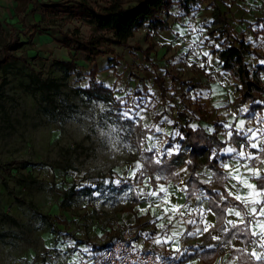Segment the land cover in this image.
Wrapping results in <instances>:
<instances>
[{
  "label": "rangeland",
  "instance_id": "374dc122",
  "mask_svg": "<svg viewBox=\"0 0 264 264\" xmlns=\"http://www.w3.org/2000/svg\"><path fill=\"white\" fill-rule=\"evenodd\" d=\"M61 1L30 0L24 7L0 0V60L8 42L18 58L0 68V264H72L78 244L119 240L120 215L148 178L142 180V154L150 143L165 153L173 147L168 144L179 132L178 111L193 101L182 83L196 72L197 65H188L193 45L159 47L142 30L130 47L112 46L114 54L89 63L75 44L64 45L62 34L79 29L89 38L94 25L44 7ZM122 1L125 7L135 4ZM185 1L186 14L210 7ZM200 26L219 36L213 19ZM151 43L155 49L147 61L137 47ZM99 86L110 89L107 99L94 93ZM137 97L147 98L142 119L121 115ZM157 127L161 132L150 131Z\"/></svg>",
  "mask_w": 264,
  "mask_h": 264
},
{
  "label": "crops",
  "instance_id": "0c3cea01",
  "mask_svg": "<svg viewBox=\"0 0 264 264\" xmlns=\"http://www.w3.org/2000/svg\"><path fill=\"white\" fill-rule=\"evenodd\" d=\"M174 1L179 2L180 0H173V2ZM215 1L221 7L223 14L226 15L229 20V25H231L230 30L232 32V34L230 35L233 36L231 37L233 39L245 41L251 46V49L257 53V55H247L246 61L249 64L251 71L262 68V70L260 71V78L264 86V64H261V61H264V32H262V29L259 27L260 25H262V20H264V0ZM196 3H203L207 6L209 2L196 0ZM184 10L185 7H183L181 4L179 5L175 3L170 10V17L168 19V22L171 25V30L156 32L152 35L151 39H153L155 45H158L159 47H164L166 44H172L176 46L181 45V47H185L186 45H193L192 47L194 48V50L190 53L188 65H197L195 67L196 72H194L193 76L188 77L187 80L185 79L182 81V83L186 85L185 88L188 89L186 92L187 98L189 100L193 99V101H191L189 104L193 105L188 104V107L184 108V110H180L187 114L189 118V126L191 127V125H195V129L203 128L209 134L217 132V137L222 142L225 138L219 135V133L225 130L221 127V122L231 118L230 115H225V113L233 112L236 111L239 107L246 106L249 109L247 119L252 121L251 126L253 128L260 127L261 125L256 123V119L264 120V97L263 101H259L256 103V105L261 107V109L257 111L251 110L253 106L251 101H241V93L239 91L241 86L239 80L233 73L226 72L222 69V65L218 59L217 54L212 52L213 49H217L214 45H217L218 43H216L215 40L214 43L212 42L211 39L214 38L209 36L208 28H204L203 34L201 36V39H203V37H207L208 40H205L202 45L198 44V42H193V37L198 35V33H190V28H200V23L204 18L212 20V8L209 7L208 9L206 8V10L199 13L191 14H186ZM195 15L196 19L194 20L193 16ZM178 26L180 30L185 33L183 37H178L176 34ZM142 30L146 31V33L148 32L147 28H143L139 31ZM215 37H217L216 34ZM209 41L211 43H209ZM222 48V45L219 44L218 49ZM203 51H208L209 53H211V68L207 67V58L203 57L202 55H196V53H202ZM201 63H204L206 67H200ZM195 84H200V87L193 88ZM210 88L214 91L207 98L197 95V93H199L200 91H209ZM192 91H195V95L193 96L195 98L190 97L191 93H193ZM217 105L220 106L217 107ZM253 117H255V119H253ZM182 124H184V122H182ZM167 139L168 141L170 140V138ZM175 144L172 143L173 146ZM261 147H264V142L261 143ZM245 150L251 151L253 155H259V161H250L249 167L261 169V178L264 177V163L260 162L264 161V153H257L256 149H247V147ZM186 152L188 153L189 150H186ZM225 160H227L230 164L233 163V161L229 158ZM241 163L243 164L244 162L241 161ZM182 169H187V174L182 172ZM221 169L224 172L223 178H218L217 176H215V172L213 171V169L205 165H203L196 173L200 174L197 175V177L198 181L202 185L211 187V189L215 193L214 196H212L207 194L205 190H199L197 187H191L190 194L188 192L180 191L179 189L183 188L184 185H187V180L190 177V170L188 166L185 165L181 167L177 171V173H180L179 182L159 181V183H164L168 189V198L170 204H164L162 201H158L157 198H151V208H149L148 204L138 195L141 189L147 192L149 189H155L157 186L158 182L155 180V177L157 175L147 176H152V179L154 180L150 181L153 182L145 183L140 189L137 188L134 193V201L131 204V208L129 210H125V212L121 213L120 215V226L126 225L129 227V237L132 244L140 249L149 250L161 254H171L175 252L173 250L174 245L171 242L157 245L155 243V237L159 235L163 239L165 233L170 234L172 231H183L184 235L179 238V243L175 245L176 247H180V242L183 239L188 242V249L183 256L182 264H248L250 262H259L250 255L253 247L248 243V241L252 239L259 240L258 236L252 237L249 234L247 240H245L244 243H241V240L244 239V237L241 235L238 238L231 239V243L225 246V242L229 240V238L232 236V233L235 232L236 229H230L228 233H224L223 229L225 226H227V220H236L237 218L227 215V213L220 210L217 205L220 206V204L223 202H237L239 205L229 207H236V209L240 210L242 214L245 213L246 210L244 208V205L239 201H236L232 196H228L227 192L228 190H231L233 193L236 192V189L232 188V184L237 185V188L240 189L241 195L246 194L248 189L240 188V185L235 180H226L225 176H227V172L225 169ZM206 174H211L210 183H204V181L208 178ZM241 174L246 175V169L241 168ZM181 180H183V183H181ZM257 180L258 179L252 178L249 182L256 184L259 188ZM218 193H224L227 199L221 200L218 196ZM197 195L201 198L199 201L196 199ZM157 203L160 204L159 207H157ZM171 205H188L190 208H198L202 205L206 213V221L213 227H211L208 232H203L204 225L200 223L201 216L199 212H189L186 211L183 207H181L180 211L184 212V215L181 216L180 213L177 212L175 214V219L172 222H169L168 216H165L163 213V208L170 207ZM251 206L252 205H249V207ZM255 206L259 211L261 205ZM144 208H148V211L141 212V209ZM209 208H211V212H208ZM168 215H172V213H169ZM157 216H164V219L156 220ZM244 219L245 224L239 225L240 228H244L248 220H254L256 219V217L245 215ZM259 219L261 221H264V217H259ZM154 220L155 223H153ZM189 220H196L197 223L195 225H191L188 223ZM179 221H183V223H178ZM160 224H164L165 227L160 228ZM196 227L201 228L202 234L194 236L187 235L188 231H194ZM116 231L118 232L117 236L121 238L123 235L121 233V230L119 228H116ZM213 235L221 236V240H212ZM116 240L118 239H114V241ZM91 243L78 244L76 246L75 252H73L70 256V262H81L82 260L87 258L93 251L100 250L98 249L99 247L102 248L103 246L109 245L104 244L103 240H91ZM200 243H203V248L200 247ZM211 245H214V247H210ZM256 251L259 254L264 250L256 248ZM187 257L188 259H185ZM263 260L264 259H262L261 261Z\"/></svg>",
  "mask_w": 264,
  "mask_h": 264
},
{
  "label": "trees",
  "instance_id": "16d2710c",
  "mask_svg": "<svg viewBox=\"0 0 264 264\" xmlns=\"http://www.w3.org/2000/svg\"><path fill=\"white\" fill-rule=\"evenodd\" d=\"M14 1L24 7L30 2V0ZM191 1L196 2V0H189V2ZM203 1L209 2L208 5L213 10L214 23L220 26L219 30L216 32L219 34L218 37H215V32L213 30H208L209 36L214 38L215 42L223 47L222 49H213L212 52L217 54L222 69L226 72L233 73L238 78L241 86L239 89L241 101H251L253 104L252 111L261 109L256 103L263 101L264 97V86L260 78V71L262 68L251 71L246 61L247 55H257V53L252 50L251 46L245 41H240L231 37L228 30L230 26L229 20L226 15L223 14L221 7L215 0ZM179 2L187 9L188 2L186 3L184 0H180ZM173 5V0H135V4L131 7H125L122 0H103L101 3L95 4H91L87 0H64L46 4L44 7L47 11L66 13L72 17L80 16L94 25V33L89 38L82 37L79 29H76L72 34H62L64 37V45L67 48L71 49L73 44H75L76 47L74 50L84 53L86 62L94 63L100 56L108 53L114 54V49L111 48L112 46L130 47V40L143 28L148 29L146 35L147 42L151 40L154 33L171 30L168 19ZM262 24H264V20H262ZM2 28L3 25L0 21V29ZM262 32H264V29H262ZM11 47H13L11 42L3 45L0 68L8 64L11 59H18L12 54ZM106 48H108V50ZM154 49L155 46L152 43L149 44V48L145 50L141 47H137V50L143 53L147 61H150L151 53ZM65 65L70 66L75 64L74 61H72ZM97 72L98 70L95 66L92 75L95 76ZM155 81L156 83H160L161 87H164L162 78L156 77ZM199 87L200 84H195L193 86V88ZM93 89L97 97H100L102 100L107 99L111 94L110 89L102 86L94 87ZM164 93H166V91H164ZM182 122H184V124H182ZM176 124L180 136L170 141L168 145L177 143L180 146L179 153L173 154L170 157L164 156L161 159V163L157 164L155 163L153 152H144L142 157L147 174L144 175L142 180L149 175H166L168 176L167 182H179L180 176L172 175L171 173H177L181 167L187 165L190 170V177L187 180V192L190 194L191 187H197L199 190H205L207 194L214 196L215 193L210 186L202 185L198 181L196 173L205 165L213 169L215 176L223 178V170L219 167L216 160L210 159V157L214 151H217L216 153L219 154L224 145L218 139L217 132L209 134L203 128L193 129L190 127L189 118L183 111L178 112ZM181 137L183 138L181 139ZM186 150H189V152L187 153ZM223 159H227V157ZM257 182L260 187L261 184H264V177L258 179ZM237 205H239L237 202H223L220 204L219 208L224 212L225 207ZM107 246L108 245L102 248L99 247L98 249H103ZM185 259H188V257ZM248 264H264V260L257 263L250 262Z\"/></svg>",
  "mask_w": 264,
  "mask_h": 264
},
{
  "label": "snow or ice",
  "instance_id": "6c2138e0",
  "mask_svg": "<svg viewBox=\"0 0 264 264\" xmlns=\"http://www.w3.org/2000/svg\"><path fill=\"white\" fill-rule=\"evenodd\" d=\"M261 29H264V24L259 26ZM190 33L195 32L198 33L195 37H193V42L202 45L205 40H208L207 37H203L201 39V36L203 34L204 28H190ZM177 36L183 37L185 33L180 30L179 26L177 27ZM209 43H211L209 41ZM215 47L218 49L219 45H215ZM197 56L202 55L203 57L207 58V67L211 68V53L208 51H203L202 53H196ZM261 64H264V61H261ZM200 67L205 68L206 65L204 63L200 64ZM214 90L209 89V91H200L197 93V95L207 98ZM195 98V97H193ZM146 97H137L136 100L133 101V107L129 108L128 111H122L121 115L128 117L130 120L132 119V116L130 113L135 115L136 117H140V113L144 110V108L147 106L145 103ZM121 103L126 104V100H122ZM220 105H217L219 107ZM249 113V109L246 106L239 107L236 111L233 112H226L225 115H230V119L221 122V127L225 130L219 135L224 137L225 139L221 142L224 147L221 148L220 153L213 152L210 159L216 160V162L220 165L221 168L225 169L227 172V176H225V179H232L235 180L239 185L240 188H247L248 191L246 194L241 195L240 189L237 188L236 184H232V188L236 189V192L233 193L231 190H228L227 195L232 196L236 201H239L241 204L244 205V208L246 210L245 213L242 214L240 210H237L236 207H225L224 211L229 216H234L237 219L236 220H227L226 225L223 229L224 233H228L230 229H236L235 232L232 233V236L229 238L227 242H225V246L227 244L231 243V239H235L240 237L241 235L244 237V239L241 240V243H244L245 240H247V237L249 234L252 237H259V240L252 239L248 241V243L253 247L252 252L250 255L254 257L257 261H261L264 259V251L261 253H257L256 248H260L264 250V221H261L259 217H264V184H261L258 188L256 184L250 183V179H260L261 178V169L255 168V167H249V162L252 160L259 161V155H253L251 151H246L247 149H256L257 153H264V147H261V143L264 142V120L256 119V123L261 125L260 127L253 128L251 126L252 121L247 119V114ZM255 119V117H253ZM167 123H171V121H166ZM195 129V125H191ZM154 132H161V129L157 127L154 130H150ZM175 136H180V133H175ZM183 137H181L182 139ZM148 140H152V136L147 137ZM157 145L155 143H150L148 147L146 148L147 152H153L154 153V159L155 163L160 164L161 158H163L165 155L171 156L173 154L179 153V146H173L167 150V152L162 151H156ZM224 157H227L233 161L232 164L228 163L227 160L223 159ZM241 161L244 163L242 164ZM261 163H264V161H260ZM137 169L143 168L142 164H137ZM241 168L246 169L247 174H241ZM182 172L187 174V169H182ZM172 175H180V173L173 172ZM137 173L134 171L132 173V178H135ZM143 175V173H141ZM200 175V174H197ZM208 178L204 181V183H210L211 182V174H206ZM152 177H148L145 180V183H148ZM155 180L158 182L155 189H149L147 192H145L143 189L140 190L139 196L141 199H143L147 204L148 207H152L151 198H157L158 201H162L164 204H170L169 201V194L168 189L165 186L164 183H159V181H168V176L166 175H157L155 177ZM116 184H120L119 180L114 181ZM181 183H183V180H181ZM191 183V182H190ZM180 191L187 192L188 191V185H184L183 188L179 189ZM163 194V195H161ZM218 196L221 200H226L227 197L224 195V193H218ZM196 199L199 201L201 198L200 196H196ZM249 205H252L249 207ZM255 205H261L259 208V211L257 210V207ZM160 204L157 203V207H159ZM219 207V205H217ZM181 207L185 208L186 211L193 212L198 211L201 220L200 223L204 225L203 232H208L212 225L208 224L206 221V213L201 205L198 208H190L188 205H171L170 207H164L163 213L165 216H168L169 222H172L175 219V214L177 212L180 213L181 216L184 215V212H181ZM148 208L141 209V212H147ZM154 211V209H153ZM208 212H211V208L208 209ZM169 213H172V215H168ZM245 215L256 217L254 220H248L247 224L244 228H240L239 225L245 224ZM164 216H157L156 220H163ZM155 223V220L153 221ZM178 223H183V221H179ZM189 224L195 225L197 223L196 220H189ZM230 226V227H229ZM160 228H164V224L159 225ZM202 234L201 228L196 227L194 231H188L187 235L194 236V235H200ZM184 235L183 231H172L170 234L165 233L163 236V239L157 235L155 237V243L157 245H160L162 243H169L171 242L174 245L173 250L177 253L181 251L180 247H176L175 245L179 243V238ZM212 240L214 241H220L221 236L219 235H213ZM210 247H214V245H211ZM246 251V249H245Z\"/></svg>",
  "mask_w": 264,
  "mask_h": 264
},
{
  "label": "built area",
  "instance_id": "2783aa9c",
  "mask_svg": "<svg viewBox=\"0 0 264 264\" xmlns=\"http://www.w3.org/2000/svg\"><path fill=\"white\" fill-rule=\"evenodd\" d=\"M123 234L119 240L107 247L95 250L78 263L72 264H182L183 256L188 249V242L181 240L179 253L161 254L135 247L129 237V227L118 226ZM204 247L203 243L199 244Z\"/></svg>",
  "mask_w": 264,
  "mask_h": 264
}]
</instances>
